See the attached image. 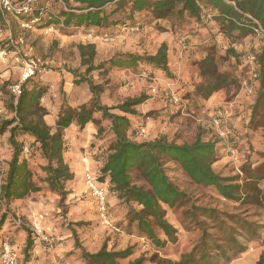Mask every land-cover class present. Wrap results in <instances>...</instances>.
<instances>
[{"label":"rangeland","instance_id":"rangeland-1","mask_svg":"<svg viewBox=\"0 0 264 264\" xmlns=\"http://www.w3.org/2000/svg\"><path fill=\"white\" fill-rule=\"evenodd\" d=\"M26 1L29 0H13L17 6ZM32 2L36 8L42 6L41 3L44 4L45 12H59L61 7L67 9L63 0H32ZM71 3H73L72 0ZM73 5L78 6L75 3ZM114 6L112 4L108 8L112 9ZM0 12H3L1 5ZM12 15L11 13L5 14L0 18V43L5 40L7 32H12V24H10L11 20H14ZM124 15L125 10H122L114 18L120 19ZM144 18L146 17L142 19L143 27L115 28L110 26V29L106 30L72 27L65 29V31L68 30V35L63 33L64 31L59 27L39 30L33 26L31 29L23 30L16 25L15 34L25 35L27 45L33 48L32 57L43 68V71L38 73L35 78L50 85L48 95L41 99L42 106L50 110V116H47L46 120L54 124L57 112H52V110H57L64 101L76 107L91 99L92 94L86 84L72 85V80L76 77L69 73V70H73L77 74H86L87 78L95 86H98L97 90L100 92L102 103L107 106L116 107L129 98L142 95L149 97L143 105L137 107L139 116L132 118L131 139L148 142L164 137L169 142L191 144L200 135L205 141L217 143L220 159L213 165L214 171L223 177H240L242 179L243 169L247 164L257 165L264 161V129L258 128L251 133L240 131V128H243L242 121L249 117L251 106L258 94V87L252 80L251 66L247 63L246 56L248 57L257 50L262 39L254 34L243 38L236 46L241 56L236 58L227 53V48H230L229 42L211 23V17H206L197 24L193 20L156 21ZM218 35H221L219 39L216 38ZM90 43L96 45V56L92 63L94 67L118 54L154 55L160 46L166 43L169 49V60L174 68L175 82H170L165 79V76H154L152 75L153 69H144L145 67L141 66L139 68H142V71H139L138 68L137 70L124 69L110 72L92 70L87 72L88 66L81 62L77 46ZM212 46L213 50H210ZM211 53L219 72L228 74L232 79L226 87L217 92L223 93L224 100L221 105L216 107L206 105V100L199 93L200 87L206 86L212 79L209 76L204 77L201 73V63L207 54ZM9 72H11L10 75H8ZM21 75L20 66L13 61L8 68L3 67L0 70V88L2 89L0 91V124L4 120L14 117L12 110L7 109L6 106L14 102V97L10 93L11 86L20 81ZM64 76L71 79V82L66 81ZM244 82L249 86H254L253 94L243 89ZM168 85L171 87L168 88ZM154 87L158 90L157 94L152 93ZM174 97L179 100L177 103L174 102ZM242 99L247 105V109L243 112L235 107L239 105V102H243ZM216 119L220 120L219 126L214 123ZM238 120L239 123L236 122ZM142 129L146 130L147 137L142 135ZM65 132L66 153L70 150H79L85 153L90 145L91 148H103V151L106 152L105 146L110 139L109 133L92 139L90 136H83L77 129L69 128ZM9 155L7 135H4L0 138V183L6 175V161ZM92 164L91 161V166H93ZM163 167L168 178L180 191L186 194L189 202L184 208L172 209L164 206L167 220L179 232V243L175 245L168 243L164 250H157L147 238L138 235L133 237L135 244L126 246L125 243H118L116 229L119 228L116 227L115 222L124 218L125 210L114 205L112 217L115 219L113 220L108 215L109 223H103L99 218L95 200L86 192L82 171L85 192L77 197L69 195L65 204L60 207V197L44 187L40 192H42V201L45 202V209L40 213H35V218L32 221L27 218V215L20 212L23 208H27L28 198L40 192L31 194L23 200H12L9 205L0 204V217L3 213L8 214L7 223H10L11 228L16 230L14 242L17 245L16 249L20 252V264H24L26 261L21 252L25 247L27 235L20 231L23 226L17 224L18 219L30 224L27 228L36 237V243L27 264H84L81 251L75 247L72 232H76L77 240L81 245L83 240L87 242V246H82L92 253L101 249L103 245L108 250H125L129 246H135L136 253L129 259L122 260L121 262L124 264L141 256H145V264H154L151 261L154 256L167 258L172 253L186 251L199 245L204 233L214 236L208 243L212 254L218 253L216 251L218 243L224 246L227 256H232L235 250L232 249L233 243H230V236L233 234L237 242L245 246L246 251L248 248V255L238 254L233 260L239 261L233 264L256 262L257 255L255 254H258L259 251L261 254L264 250V208L255 204L233 203L221 198L214 188L194 183L175 161L164 158ZM38 174L42 173L38 171ZM132 177L134 184L144 185L138 174H133ZM34 180L36 179L34 178ZM78 182V178L72 182L70 193H73V188ZM38 185L44 186L39 182ZM261 188L264 191V181L261 183ZM32 199V201H36L35 197ZM83 204L87 210L79 208L78 205ZM198 208L238 216L244 226L232 224L227 220L226 225L231 229H224L225 233H222L218 229L219 223L201 215ZM187 211H193L197 217L194 219L190 214L183 216V212ZM50 213L52 218V227H50L52 233H50L54 239L51 244L41 241L31 225V222H36L46 232L49 227H43L40 221L46 222V219L50 218ZM39 215L42 217L39 218ZM221 218L223 219V217ZM253 229H256L258 234L255 239H253L254 233L250 232ZM161 237L165 239V237ZM5 239L7 240V238ZM68 239H72L71 244L67 242ZM220 262L222 264L230 263L222 260Z\"/></svg>","mask_w":264,"mask_h":264},{"label":"trees","instance_id":"trees-1","mask_svg":"<svg viewBox=\"0 0 264 264\" xmlns=\"http://www.w3.org/2000/svg\"><path fill=\"white\" fill-rule=\"evenodd\" d=\"M72 1L78 6H74L71 0H63L67 9L61 7L59 12H45L44 4L41 3L42 6L39 8L33 5L30 14H11L14 19L10 23L12 33L16 35L14 29L20 28L24 22L28 23L35 19L37 22L34 26L39 30L59 27L68 35L69 32L65 29L72 27L97 30L110 29V26L143 27V17L156 21L193 20L196 24L206 17H211V23L229 42L230 48H227V53L239 58L241 54L236 48L237 44L243 38L254 34L255 24L252 18L264 28V0ZM112 4L115 5L114 8L109 9L108 6ZM122 10H125V15L115 19L114 16ZM221 35L216 38L219 39ZM5 44L4 41L0 43L2 46ZM77 48L81 62L88 66L87 72L137 70L141 66L145 67L144 69H153L154 76H165V79L175 81L166 43H163L154 55L118 54L95 67L92 63L96 56V45L79 44ZM210 50H213V46ZM253 54L258 73V94L251 106L249 117L242 121L243 128L241 127L240 131L246 133L258 128L264 129V40ZM138 70L142 71V68ZM69 73L76 77L72 80V85L86 84L92 97L76 107L64 101L55 110L57 115L54 124L46 120V117L50 116V110L41 104V99L49 93V84L35 77L30 78L23 83L18 99L9 89L14 102L6 108L12 110L14 117L0 124V138L7 135L10 149L6 161V175L0 183V204L9 205L12 200H23L31 194L40 192L44 187L60 197V207L65 204L67 197L71 195L70 185L75 180L74 170L66 160L65 131L73 128L92 139L106 133L110 134L109 142L105 146L106 152L103 148H91L90 145L84 156L95 164V178L106 190L108 215L115 219L112 217L114 205L125 210L124 218L115 222L116 227L124 229L128 235L147 238L157 250H164L168 243L175 245L180 241L178 230L166 218L164 206L174 209L184 208L189 204L186 194L166 175L163 167L164 158L177 162L194 183L214 188L225 200L245 205L255 204L264 208V191L261 188L264 181V161L257 165L247 164L243 169L242 179L223 177L213 169V165L220 159L215 141H205L200 135L191 144L169 142L164 137L148 142L133 140L130 138L132 118L139 116L137 107L143 105L149 97L142 95L129 98L116 107L107 106L102 103L98 86H95L86 74H77L73 70H69ZM201 73L204 77L212 78L206 86L199 89L205 100L212 98L232 81L228 74L219 72L212 53L207 54L201 63ZM25 146L29 147L28 154L25 153ZM38 171L42 174H38ZM133 174H138L142 178L143 186L134 184ZM38 182L44 186L38 185ZM197 210L201 215L218 222L217 228L222 233H225L224 229H231L226 225L227 220L232 224L243 225L240 222L241 218L232 214L200 208ZM189 214L194 219L197 217L193 211L183 212V216ZM7 217L8 214L5 213L0 217V241L7 238L15 247L16 230L7 223ZM20 229L27 235L25 247L21 252L27 264L36 237L27 226ZM250 232L254 233L253 239L257 238L256 229ZM76 235V232H72L75 247L81 251L84 264H124L122 260L129 259L136 253L135 246H129L125 250H108L105 245L92 253L85 250ZM213 238L212 234L204 233L199 245L186 251L172 253L167 258L154 256L151 261L154 264H222L221 260L230 262L238 254L246 251L245 246L240 245L232 234L230 243H233L232 249L235 250L233 255L227 256L224 246L218 243L216 244L218 253L212 254L208 243ZM145 262V256H141L127 264ZM255 264H264V250Z\"/></svg>","mask_w":264,"mask_h":264},{"label":"built area","instance_id":"built-area-1","mask_svg":"<svg viewBox=\"0 0 264 264\" xmlns=\"http://www.w3.org/2000/svg\"><path fill=\"white\" fill-rule=\"evenodd\" d=\"M32 0L26 1L25 3L17 6L14 4L13 0H0V5L2 7L3 12H0L2 17L5 14H30L33 10ZM255 24L253 32L254 35L258 36L262 40H264V28L260 25V23L253 19ZM37 22V19L32 20L28 23H23L21 28L23 30L31 29L34 24ZM6 44L0 45V70L1 68H8L13 61L20 66L21 69V79L20 81L11 86V91L16 99L19 98L22 90V85L30 78H34L38 73L43 71L42 66L39 64L37 60L32 57L33 48L27 45L26 37L24 34L14 35L12 32H7L5 36V40H3ZM13 59V60H12ZM247 63L251 66V76L252 80L255 82V85H258V73L256 66V58L253 54L247 57ZM171 85H168V88ZM243 89L248 93H254V86L247 85L246 82L243 84ZM157 88H152V93L157 94ZM179 100L174 97V102L177 103ZM216 126L220 125V120L216 119L214 121ZM141 133L144 137H147V132L145 129L141 130ZM25 153H29V147L25 146ZM81 163L83 165V177L86 185V192L91 196L96 203L97 211L99 214V218L103 221V223H109L108 216V203H107V193L106 190L97 182L95 178V174L91 167V161L87 156H83L81 159ZM42 215H39V218ZM17 224L21 226H30V224L25 223L22 219L17 220ZM33 226V230L39 236L41 241L52 243L53 236L50 228L42 230L36 222H31ZM48 231V232H47ZM51 232V233H50ZM46 233V234H45ZM0 264H20V252L16 249L13 244L6 240L2 239L0 241Z\"/></svg>","mask_w":264,"mask_h":264},{"label":"crops","instance_id":"crops-1","mask_svg":"<svg viewBox=\"0 0 264 264\" xmlns=\"http://www.w3.org/2000/svg\"><path fill=\"white\" fill-rule=\"evenodd\" d=\"M171 69H172V72H173V64L171 63L170 65ZM11 72L8 73V75H10ZM174 73V72H173ZM64 78L66 79V81H70L71 82V79H69L67 76H64ZM170 81V80H169ZM170 82H175V81H170ZM223 93H216L212 98L208 99L205 101L206 105H209L210 107H216L217 105H221L222 102H223ZM244 100L246 98H243ZM241 100L243 102H239L238 104H242L241 106L237 105L235 107H237V109H240L241 112L245 111V109H247V105H246V102L244 100ZM249 99V98H248ZM236 109V108H235ZM55 110H52V112H54ZM243 117V116H242ZM237 123H239L240 121H236ZM237 125V124H236ZM73 133H75V130H73ZM85 143V142H84ZM84 156V153L82 151H79V150H70L68 151V153H66V160L68 161V163L70 164V167L74 170V173H75V179L78 178L79 182L78 184L75 185V188H73V193H71V196L73 197H77L78 195H80L81 193L85 192L84 190V184L82 182V171H83V165L81 163V159L82 157ZM93 166H91L94 170V167H95V164H92ZM42 195V192H40L39 194L35 195V196H32V197H29L28 198V202H26V206L27 208H23L20 212L22 213L23 215H27V218L32 221L34 220V214L35 213H40L42 211H44L45 207H44V204L45 202L42 201L43 200V197L41 196ZM33 197L36 198V201H32ZM21 204H23V202L19 201ZM29 204V205H28ZM74 204V203H73ZM78 204V203H77ZM87 204V203H86ZM80 209H86L87 210V207L83 205H78ZM73 207V206H72ZM51 209V208H50ZM49 212V211H48ZM33 214V215H32ZM52 218H51V213H50V218H48V220L46 219V222L45 221H40V224L43 225V227L45 226H48L49 228L52 227ZM115 231V230H114ZM118 235H116L117 239L118 240V243H125L124 245H129V244H135V241L133 240L134 236H137V235H128L125 233L124 229H116ZM70 238V237H69ZM67 240V239H66ZM68 243H72V239H68L67 241ZM69 244V245H70ZM87 242H85L84 240L82 241V245L83 246H87L86 245ZM121 247V246H120ZM257 250V249H256ZM247 251H248V248H247ZM246 251V253L244 252V254H247L248 255V252ZM138 252V251H137ZM260 252V251H259ZM258 254H255L257 255V260H258V257H259V253ZM243 254V253H242ZM246 256V255H245ZM255 259V261H257ZM236 261H239L237 259H234L232 261H230L229 264H233V263H236ZM256 262H254L253 264H255Z\"/></svg>","mask_w":264,"mask_h":264}]
</instances>
